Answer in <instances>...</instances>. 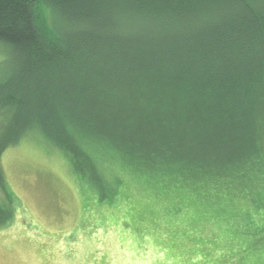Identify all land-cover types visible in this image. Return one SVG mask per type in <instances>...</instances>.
<instances>
[{
	"label": "trees",
	"instance_id": "obj_1",
	"mask_svg": "<svg viewBox=\"0 0 264 264\" xmlns=\"http://www.w3.org/2000/svg\"><path fill=\"white\" fill-rule=\"evenodd\" d=\"M0 40L20 67L2 101L75 163L93 140L144 174L170 173L180 194L182 180L252 192L243 178L264 174V0H0ZM262 177L234 207L240 254L264 242L262 224L239 225L264 204ZM173 199L165 210L182 207ZM207 199L208 216L229 208Z\"/></svg>",
	"mask_w": 264,
	"mask_h": 264
},
{
	"label": "rangeland",
	"instance_id": "obj_2",
	"mask_svg": "<svg viewBox=\"0 0 264 264\" xmlns=\"http://www.w3.org/2000/svg\"><path fill=\"white\" fill-rule=\"evenodd\" d=\"M13 56L0 40V89L17 81ZM2 100L0 91V264H264V242L235 252L242 236L233 218L243 213L234 207L245 206L263 171L243 178L252 192L220 182L214 193L209 180L181 179L180 194L170 173L144 174L93 140L80 139L75 163L39 123L20 129L15 106ZM202 190L227 204L224 214H206L210 203ZM177 198L182 207L170 212ZM251 214L252 223L239 225L264 226V204ZM263 233L258 226L253 235Z\"/></svg>",
	"mask_w": 264,
	"mask_h": 264
}]
</instances>
